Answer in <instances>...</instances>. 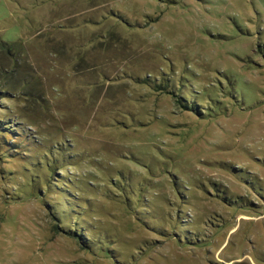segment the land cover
<instances>
[{"label": "rangeland", "instance_id": "1", "mask_svg": "<svg viewBox=\"0 0 264 264\" xmlns=\"http://www.w3.org/2000/svg\"><path fill=\"white\" fill-rule=\"evenodd\" d=\"M0 264H264V0H0Z\"/></svg>", "mask_w": 264, "mask_h": 264}]
</instances>
